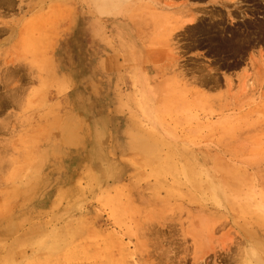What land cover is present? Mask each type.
I'll return each mask as SVG.
<instances>
[{
  "label": "rangeland",
  "instance_id": "rangeland-1",
  "mask_svg": "<svg viewBox=\"0 0 264 264\" xmlns=\"http://www.w3.org/2000/svg\"><path fill=\"white\" fill-rule=\"evenodd\" d=\"M5 1L0 264H264V0Z\"/></svg>",
  "mask_w": 264,
  "mask_h": 264
},
{
  "label": "bare ground",
  "instance_id": "bare-ground-1",
  "mask_svg": "<svg viewBox=\"0 0 264 264\" xmlns=\"http://www.w3.org/2000/svg\"><path fill=\"white\" fill-rule=\"evenodd\" d=\"M3 1H5V0H3ZM8 0H6L5 2H7ZM12 0H10V2H11ZM96 1H99V2H102V3H109L110 1H112V0H96ZM114 1V0H113ZM211 2L213 1V2H219L218 0H210ZM170 2V1H169ZM3 3V2H2ZM111 3V2H110ZM113 3H115V2H113ZM172 3V2H171ZM177 3V2H176ZM4 4V3H3ZM8 4V3H7ZM168 6H170L171 4L170 3H166ZM9 5V4H8ZM173 5V4H172ZM110 6V5H109ZM190 7V6H189ZM210 11V10H209ZM199 20V19H198ZM189 21V20H188ZM193 21H195V18H192L191 20H190V22H193ZM184 22V21H183ZM200 26V25H199ZM193 30H195V29H193ZM193 34V33H192ZM262 56V55H261ZM245 255V254H244Z\"/></svg>",
  "mask_w": 264,
  "mask_h": 264
}]
</instances>
